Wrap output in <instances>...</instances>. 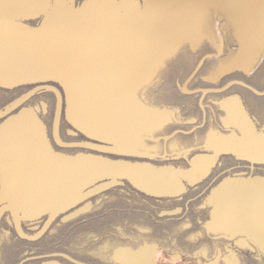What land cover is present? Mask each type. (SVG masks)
<instances>
[{"label":"flooded vegetation","instance_id":"flooded-vegetation-1","mask_svg":"<svg viewBox=\"0 0 264 264\" xmlns=\"http://www.w3.org/2000/svg\"><path fill=\"white\" fill-rule=\"evenodd\" d=\"M201 35L139 91L141 104L166 116L154 133L144 123L138 127L128 152L69 124L57 84L0 87V124L31 110L56 154L188 173L182 188L162 195L145 194L125 179L103 190L106 182H97L72 207L33 218L0 201V264H264L255 236L209 224L208 202L224 182L234 193L264 182V48L251 68L227 71L237 48L232 26L208 11Z\"/></svg>","mask_w":264,"mask_h":264},{"label":"water","instance_id":"water-1","mask_svg":"<svg viewBox=\"0 0 264 264\" xmlns=\"http://www.w3.org/2000/svg\"><path fill=\"white\" fill-rule=\"evenodd\" d=\"M208 11L234 31L237 48L224 69L251 68L264 48V0H86L79 6L0 0V87L57 84L69 124L128 152L138 127L144 123L154 133L166 116L141 104L139 91L181 48L201 41ZM187 176L150 164L56 154L29 109L0 124V201L25 218L68 209L97 182H106L103 190L125 179L145 194L162 195L182 188ZM208 202L211 226L251 234L264 246V182L237 193L224 182Z\"/></svg>","mask_w":264,"mask_h":264}]
</instances>
